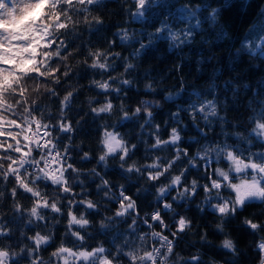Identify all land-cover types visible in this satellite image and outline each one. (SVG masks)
<instances>
[{
  "label": "clouds",
  "instance_id": "9594fccd",
  "mask_svg": "<svg viewBox=\"0 0 264 264\" xmlns=\"http://www.w3.org/2000/svg\"><path fill=\"white\" fill-rule=\"evenodd\" d=\"M0 264H264V0H0Z\"/></svg>",
  "mask_w": 264,
  "mask_h": 264
}]
</instances>
